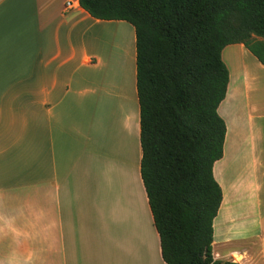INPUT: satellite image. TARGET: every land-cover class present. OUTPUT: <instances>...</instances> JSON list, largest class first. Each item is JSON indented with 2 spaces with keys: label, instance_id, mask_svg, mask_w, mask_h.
<instances>
[{
  "label": "crops",
  "instance_id": "crops-1",
  "mask_svg": "<svg viewBox=\"0 0 264 264\" xmlns=\"http://www.w3.org/2000/svg\"><path fill=\"white\" fill-rule=\"evenodd\" d=\"M126 22L94 18L79 0H0V264H167L141 175L136 35ZM115 25H128L133 42L121 38L109 65L100 38ZM223 59L213 254L264 264V65L243 43ZM236 79L242 113L224 108Z\"/></svg>",
  "mask_w": 264,
  "mask_h": 264
},
{
  "label": "trees",
  "instance_id": "trees-1",
  "mask_svg": "<svg viewBox=\"0 0 264 264\" xmlns=\"http://www.w3.org/2000/svg\"><path fill=\"white\" fill-rule=\"evenodd\" d=\"M91 16L124 20L136 35L141 175L167 264L215 259L223 190L214 164L227 134L219 107L226 46L243 43L264 65V0H79Z\"/></svg>",
  "mask_w": 264,
  "mask_h": 264
},
{
  "label": "rangeland",
  "instance_id": "rangeland-1",
  "mask_svg": "<svg viewBox=\"0 0 264 264\" xmlns=\"http://www.w3.org/2000/svg\"><path fill=\"white\" fill-rule=\"evenodd\" d=\"M127 24H130L126 22ZM122 27V31H120V28L115 25L111 34H107L104 38V41L102 38H100L101 47L103 49V53L105 55V63L109 65H113L115 63V57L118 58V53L121 52L122 40L124 38L131 39L130 42H133V39L131 38V29L128 27V25H120ZM119 32L122 33V35L119 36ZM112 39V42L110 41ZM130 53V51H129ZM128 53V54H129ZM131 56V55H130ZM114 61V62H113ZM230 97L225 103V110L227 112H236V113H242L243 111V105H244V83L243 80L236 79V83L234 80H232L230 85Z\"/></svg>",
  "mask_w": 264,
  "mask_h": 264
},
{
  "label": "built area",
  "instance_id": "built-area-1",
  "mask_svg": "<svg viewBox=\"0 0 264 264\" xmlns=\"http://www.w3.org/2000/svg\"><path fill=\"white\" fill-rule=\"evenodd\" d=\"M72 6V2L71 1H68L67 2V7H71Z\"/></svg>",
  "mask_w": 264,
  "mask_h": 264
}]
</instances>
